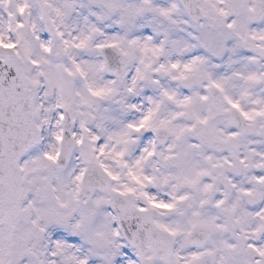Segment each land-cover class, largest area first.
<instances>
[{"label": "snow or ice", "instance_id": "6c2138e0", "mask_svg": "<svg viewBox=\"0 0 264 264\" xmlns=\"http://www.w3.org/2000/svg\"><path fill=\"white\" fill-rule=\"evenodd\" d=\"M0 264H264V0H0Z\"/></svg>", "mask_w": 264, "mask_h": 264}]
</instances>
